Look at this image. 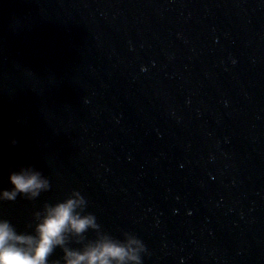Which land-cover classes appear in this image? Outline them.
I'll return each instance as SVG.
<instances>
[{"label":"water","instance_id":"95a60500","mask_svg":"<svg viewBox=\"0 0 264 264\" xmlns=\"http://www.w3.org/2000/svg\"><path fill=\"white\" fill-rule=\"evenodd\" d=\"M25 166L18 231L75 190L144 264H264V0H0V189Z\"/></svg>","mask_w":264,"mask_h":264},{"label":"clouds","instance_id":"9594fccd","mask_svg":"<svg viewBox=\"0 0 264 264\" xmlns=\"http://www.w3.org/2000/svg\"><path fill=\"white\" fill-rule=\"evenodd\" d=\"M8 183L9 188L0 189V204L35 201L51 188L48 177L32 166L12 171ZM87 209V199L73 190L62 200L44 203L25 231L0 217V264H144L149 253L142 239L129 232L114 237ZM57 249L62 256L53 260Z\"/></svg>","mask_w":264,"mask_h":264}]
</instances>
